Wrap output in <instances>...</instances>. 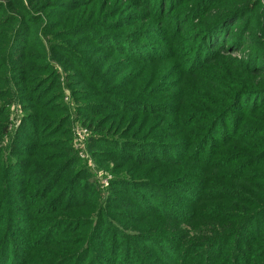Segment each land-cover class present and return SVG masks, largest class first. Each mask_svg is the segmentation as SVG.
<instances>
[{
	"label": "rangeland",
	"instance_id": "374dc122",
	"mask_svg": "<svg viewBox=\"0 0 264 264\" xmlns=\"http://www.w3.org/2000/svg\"><path fill=\"white\" fill-rule=\"evenodd\" d=\"M19 1L22 7L12 5L11 0H0V38L3 34L6 41L4 45L0 42V123H3L0 161L9 160L14 154L8 165L23 164L11 176L0 167V176L7 185L6 197L0 195L6 200L4 205L0 203V229L6 231V223L21 216L18 211L29 214L21 221L34 226L32 220H35L36 228L40 226V229L30 234L32 243H24L26 247L21 251L10 235L5 233L2 237L0 232L1 264H180L181 259L173 252L174 243H168L165 236L184 231L187 236L195 237L202 232L201 228L212 227L140 215L130 217L135 210L120 207L124 215L111 216L118 227L127 235L136 236L137 244L145 242L147 245L144 236L155 243L147 246L152 250L146 253L145 263H141V259L133 263L134 257L127 256L121 240L111 247L106 237L100 236L101 223L90 226V219L83 211V200L76 199L79 195L73 187L64 189L72 200H78L70 204L62 199L51 200L62 186L59 183L56 187L54 184L41 187V182L49 175L43 170L59 164L65 153V143L59 140L60 136L67 138L65 141L70 138L69 146L90 175V181L97 186L101 199L109 195L110 184L116 177L132 182L115 193V197L128 203L130 200L135 203L133 192L145 201L152 195L159 197V192L150 191L157 183L167 184L166 193L171 200H176L184 195L179 188H187L189 182L198 178L208 190H211L209 182L222 184L223 190L231 191L232 198L239 203L251 201L250 205L256 202L258 205L263 202L258 192L264 191V92L257 88L262 82L250 72L257 70L256 67L264 72V0ZM78 6H84L90 16L101 10L109 21L74 23L72 19ZM225 6L238 14L241 23L234 26L227 19L214 31L205 33L204 14L215 13ZM193 10L192 19L188 20ZM179 14L183 18L178 20ZM123 20L126 25L121 27ZM185 22L190 23L181 30ZM33 24L39 32L48 29L55 34L57 31L52 30L57 28L58 34L68 36L72 50L84 60L83 66L90 67L101 79L108 77L104 80L107 86L114 87L113 93L133 102L130 113L122 117V124L119 123L121 116L114 110L94 112L92 109L93 113H86L91 104H110V100L98 94L91 77L84 81L85 77L81 76L86 71L70 63L73 53L67 55L59 51L62 58L67 56L64 66L53 61L49 45L44 46L45 57L59 77L57 82L56 77L46 75L42 67H35L42 65L38 61L42 54L31 44L36 40L35 35L41 36L38 31L34 33V29H29ZM107 24L119 29L102 40L97 36L105 32L103 27ZM125 26H129V30H125ZM155 32L161 38L154 39ZM208 40L218 43L219 49H212ZM59 42L53 40L54 46H51L60 50ZM171 42L176 43L171 45ZM106 56L111 57L110 66L116 65L115 68L103 67L101 60ZM12 68L17 71L12 72ZM117 75L120 76L115 79ZM196 92L200 94L198 98L194 97ZM33 99L42 105L34 106ZM194 115L197 120L190 121ZM85 119L88 122L102 119L107 131L126 139H139L136 141L140 143L129 142L114 150L97 147L94 154L88 146L95 135L83 125ZM111 120H116V124ZM210 121L217 122L215 130L205 135L209 139L198 151L185 148L183 156L180 149L173 146L189 141L200 145L202 141L197 137L202 130L197 128L199 125L209 127ZM23 125L25 128L19 131ZM145 140L150 143L149 148L142 147ZM141 149L143 153L139 152ZM145 155L149 156L148 160ZM30 166L41 168L34 177L30 175ZM147 181L154 184L144 183ZM30 194H33L31 198ZM19 198L25 205L11 203ZM200 203L198 200L195 209L207 206ZM229 204L230 207L222 209L223 219L217 218L218 222L223 220L228 224L219 225L226 230L211 236L228 233L227 227L233 224H238L245 234L228 239L223 264L229 263L232 250L249 257L241 261L243 264H264V251L260 252L264 246V225L256 234L249 231L246 224L238 220L242 217L240 213L236 215ZM234 204L241 213H252L235 201ZM77 217L78 222L70 220ZM90 233L95 238L91 243L85 241ZM95 240L99 243L95 244ZM248 240L249 244L244 246L242 241ZM191 263L183 260L181 264Z\"/></svg>",
	"mask_w": 264,
	"mask_h": 264
},
{
	"label": "trees",
	"instance_id": "16d2710c",
	"mask_svg": "<svg viewBox=\"0 0 264 264\" xmlns=\"http://www.w3.org/2000/svg\"><path fill=\"white\" fill-rule=\"evenodd\" d=\"M11 2H12V5H20L22 7V4L20 3L19 0H11ZM92 3L93 1L91 2V4ZM209 3H207V5H209ZM248 3L249 1L246 3V5ZM229 10L231 9L225 6L223 7V9L219 8L215 13H212V14L205 13L204 14L205 20L202 26V28L205 27V33H208L212 30L214 31L220 22L223 23L227 19H228L227 20L228 23H232L234 26L239 25L241 23V20L240 18H238V14L236 15V12H233V11L231 12ZM193 13H194V10L190 13V17L192 16ZM124 17L125 16H123L122 18ZM190 17H188V20L192 19V17L191 18ZM180 18L182 19L183 16L179 14L178 20ZM72 21L78 24H81L85 21L87 22H99L100 21V22H103L104 24V23H107L109 19L105 18L101 10H99L97 13L90 16L85 13L84 6H78V8H76L75 10V14L73 16ZM189 23L184 24L181 30L186 29ZM120 25L121 27H124V25H126L125 20L121 21ZM128 25H129V22H128ZM14 26H17V25H14ZM125 27H126L124 28L125 30L126 29L129 30L130 28L129 26H125ZM103 28H106L105 32L102 33L100 36H97L98 38L102 37L101 38L102 40H105V35H109L110 33H115V31L119 29L117 28V26L113 27L112 24H107ZM12 29L14 28L12 27ZM29 29H34L35 31L34 33L38 31L35 24H33ZM52 31H57V32H55V34H52V32H49L48 29H45V30L42 29L40 30V32L38 31L41 36L39 37L38 35L34 36L36 40L35 42H32L31 44L34 43L33 45L36 47V50L39 52L40 55L42 54V57L39 58L38 60L40 61L42 65L35 66V67H42L44 71H46V75L50 74L49 76L56 77V82H57V80H59L57 72H55L53 66L48 61V58L45 57L46 44L49 45V50L52 54L51 59L57 62L58 64L61 63L62 65L66 66L67 56H65V58H62L64 56H62V54L60 55L59 54L60 52L67 53V55L70 53H73L72 60H70V63H72V65H76L78 69H81L82 71H86V74L81 76V77H85L84 81H86L88 78L91 77L93 81L95 80V90L98 92V94L101 95V97L103 96L108 97L110 100V104H104V103L103 104H91L90 107L87 108L86 113L87 114L93 113L92 109L94 110V112L100 109H109V111L114 110L115 114L117 112V115L121 116L119 123L122 124V117H124L125 114L130 113L129 112L130 105H133V102L127 101L121 98L120 96L115 95L113 93V91H115L114 87L110 88L109 86H107L108 82L104 80V79H107L108 77L104 76V79H101L100 76H97L98 74L96 75V73L93 72L90 67L83 66L84 60L82 59L80 55H78L75 52V50H72V45L70 44V42H68L69 41L68 36L64 37L61 34H58L59 30L57 28H55ZM56 34H58V36L54 37V35ZM155 34L156 35H154L153 38L159 39L163 35V32L160 31V35H161L160 37L157 36L156 32ZM1 36L2 37L0 38V42L3 43L4 45L6 41H3L4 35L2 34ZM261 37L262 35H260V38ZM53 40L61 41L59 42L60 50L56 49V47L51 46L53 45L52 43ZM126 40H128V38H126ZM175 43L176 42H171V45H175ZM208 43L209 45H211L212 49H219L218 43L215 44L214 42H210V40H208ZM22 44L26 45V42H22ZM103 45H105V43H103ZM113 49L115 48H112V50ZM124 53L126 54V52ZM219 53L220 52H210V54H213V55L219 54ZM110 61H111V57L106 56L102 58L101 64H103V67L108 66L106 69H108L109 67L115 68L116 65L110 66ZM206 61L207 60H205V63ZM29 66L30 64H27L26 68H29ZM62 69H63V66H62ZM106 69L105 71H107ZM255 69L257 70H252V72H250V75L254 77L255 79H258L260 82H262V84L258 86L257 88L263 89L262 91L264 92V72H262V70H259L258 67H256ZM9 70L11 71V69ZM199 70L200 68L194 71L193 75H196L198 73L197 71ZM13 71L16 72L17 69L12 68V72ZM119 76L120 75H117L115 79H117ZM47 77L48 76H46V78ZM199 96L200 94L197 92L194 95V97L196 98H198ZM32 102L34 106L42 105V102H37L36 99H33ZM59 108L63 112L66 113L64 108H61L60 106ZM145 114H148V113H145ZM196 117L197 115H194L189 120L196 121L197 120ZM211 121L209 123H211ZM111 123L113 125L116 124V120H113V121L111 120ZM212 123L211 125H209V127L207 126L202 127L201 125H199V127L197 128V129L202 130V132L199 133L198 134L199 136L197 137L199 139L198 141H202L200 145L198 143L192 144V142L189 141L179 146L177 145H173V146L178 147L183 156H184L185 148L190 149V147H192L193 150L198 151L200 147L206 145L209 139V137L207 136L205 137V135L215 130V124H217V122L215 124H212ZM83 125L86 126L88 130L93 132V134L95 135L93 136L94 138L90 140L91 142L89 143V146H88L89 151L93 152L94 154H95L97 147L101 149L107 148V149L114 150L113 148L121 149L123 146H125L129 142L130 143H140L136 141L139 139H136V140H134L135 138H133L132 140L126 139V138H123L118 133L114 134L115 132L112 133L110 131H107L105 128L106 124L102 123V119L97 120V121H92V122H88V120L85 119V121L83 122ZM191 127L192 129H196L193 125H190V128ZM2 128H3V123H0V129ZM24 128H25L24 125L21 126L19 131H22ZM101 131H104V132H101ZM187 136H189V134H187ZM221 136L223 137V134H221ZM191 137H194V136H191ZM65 139L67 138H64L63 136H60V139H59L60 141H63L65 143V147H64L65 153L62 154L61 156V162L57 164L56 166H49L43 170V173L46 172L47 174L52 176V178L48 175L45 179H43V181L41 182V187L44 189V187L49 184H54V187H56V185L59 183V185H62V186L60 189L57 188V191L55 192L51 200L53 202H58L59 200L62 199L66 201L67 204L78 201V200H72L69 194H67V191H64L65 187L68 189L70 187H73L77 191L76 195H79V198H76V199L83 200V206H84L83 211L86 213L85 216H87L90 219L89 220L90 226L93 227L95 224L100 225L101 223V229H100L101 235L100 236L101 237L105 236L106 243L110 245L111 247L115 246L114 243L118 242L117 241L118 239L121 240V243L124 245V249L127 252V256L129 255V256L134 257L133 263H136L137 260H140V259L142 260L141 263H145L146 259L144 258L147 257L146 253L152 250L148 248L147 246L155 245V243L150 238H147L144 236V239L148 241L147 245L145 246V242H142L141 244H137L134 242L136 240V236L133 237V236L127 235L124 231L121 230V228L118 227L117 222L113 221L111 216L112 214L114 215L117 214L118 217H120V215H124L123 214L124 212H120L119 210L120 207H122L124 210L133 208V210H135V213L134 215L131 214L130 217H135L136 215H140L141 217L162 219L168 222L173 220L177 222H186L185 224H189L191 222L197 223V224H201V223L210 224L212 226L211 228H201L202 232L196 235L195 237L187 236L184 231H178L172 235L165 236L168 243L170 242L174 243L173 252L176 257L181 259V263L183 260H185L186 262L187 261L192 262L191 264H223L226 261L224 256H225L227 244L229 241L228 239H232L233 237L236 236V234H240V235L245 234V231L239 230V228L237 227L238 224H235V225L233 224L234 227L233 226L227 227L229 228L228 233H222L223 235L221 236L219 235L211 236L214 233H219L218 231L226 230V228H222L219 225L226 226L228 224H225L223 220H220L218 222L217 218L223 219L222 215L224 213V210L222 209L225 207H230L229 203H231V209L235 211L236 215L240 213L239 215H241L242 217L238 218V220L239 219L240 221L242 220L241 224L245 223L246 226L250 229L249 231H253L256 234L259 232L258 229L264 225V203H263L264 202V191L258 192L259 196L261 197L263 201L262 203L257 205V202H256L254 205H250L251 203L250 201L248 204H244V203H239L236 198H232L231 191L223 190L222 184L220 185L219 183L211 184L209 182L208 185L209 187H211V190H208L205 183L200 181V179L198 178H196L195 181L189 182V185L187 188H179L180 192L184 195L183 197L178 196L176 200H174V198L173 200H171L172 197L166 193V191H169L167 188V184L163 186L162 185L163 183H157L155 184L154 189L151 188L150 191L159 192L158 194L159 197L152 195L149 201H145L144 199L141 198V196L133 192V195L135 196L134 197L135 203H133L132 200H130V202L128 203V202L120 200V198L115 197V193L116 191H118V189H120V187H123L124 185H131L132 182L124 180L120 177H116L110 184L109 195H107L105 199H101L100 192L97 186L93 182L90 181V175L83 168L82 164H80V161L74 155L72 147L69 146L71 144L70 138H68L67 141H65ZM146 141L147 140L143 141L144 143L142 146L143 148L150 147L147 145L150 143L149 142L146 143ZM211 146L212 145L210 144L209 147ZM258 150H260V148L257 149L256 151ZM139 152L143 153L142 149ZM0 155H1V151H0ZM100 156H101L100 158L102 159V153H100ZM13 157H14V154L10 157L9 160L13 159ZM144 157H145V160L149 159L148 155H145ZM140 159H142V157H140ZM160 159H162V157H160ZM9 160H1L0 167L2 168V171L4 173H8V176H11V174L15 170L21 169L23 164L17 163L16 165L11 166L12 163L8 165ZM40 169L41 168H35V167L30 166L29 167L30 175L34 177V175H36L37 171ZM68 174L70 175L68 176ZM67 177H69V180L67 179ZM144 183L154 184L149 181L144 182ZM6 188H7V185H5V181L2 180V175H1L0 176V195L3 197H6ZM150 193H153V192H150ZM32 196L33 194H30L28 197L31 198ZM20 199L21 198L15 199L11 201V203L14 205H21V206L25 205ZM198 200H201V203L199 205L205 204L207 206H205L204 208L199 207V209L197 208L195 209ZM0 201H1L0 202L1 205H4V202H6V200H4L3 198H0ZM234 201L237 202L242 207L249 209L250 211H252V213H249V214L241 213L242 210L240 211L236 208ZM105 207H107V210L105 209ZM18 213L21 214V216L19 218H14L13 220H10L9 222H7L6 223V225L8 226L7 230L5 231L3 229H0V232L3 233L2 237L5 235V233L7 234V236L10 235L11 236L10 239H12L14 243H16L15 247L20 246L21 249L19 251H21L22 249H25L26 247L24 243H27L28 241L32 243L30 234H32L33 231L40 229L39 228L40 226L36 228L37 222L35 220H32L35 223L34 226L28 225L27 222L21 221V219L28 218L29 214L23 213L21 211H18ZM75 215H78V214L75 213ZM73 219H75V222H78L80 218L77 217V218H72L70 220L72 221ZM254 219H256V221L253 223L252 221H254ZM251 226H253L254 229H252ZM232 227L234 228V230L231 231ZM230 231L231 233H229ZM235 231H239V233H236ZM250 237L251 236H249V238ZM5 239L6 238H4V241ZM91 239H95V238L90 233L89 235H87V240L85 241H89L91 243ZM251 239L253 242L254 239L252 237ZM238 240L239 239H237L236 242ZM7 241L3 243L5 246H6ZM99 241L101 245H104L103 241L101 240ZM94 243L97 244L99 242L95 240ZM242 243L245 244L244 246H246L247 244H249V240L242 241ZM1 249H4V246L1 245ZM243 249H245V247H243ZM143 250H145L144 252L145 256H143ZM165 250L167 252H172V250H169V249H165ZM118 251H120V248L118 249ZM263 251H264V246L261 248L260 252H263ZM1 257H2V254L0 255V258ZM151 257L155 259V256H151ZM229 259H230L229 263L227 264H243L242 260L249 259V257L243 254H240L236 252L235 250H232L229 254Z\"/></svg>",
	"mask_w": 264,
	"mask_h": 264
}]
</instances>
